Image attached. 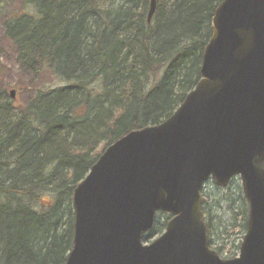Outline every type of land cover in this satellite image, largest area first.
Instances as JSON below:
<instances>
[{"label": "trees", "instance_id": "16d2710c", "mask_svg": "<svg viewBox=\"0 0 264 264\" xmlns=\"http://www.w3.org/2000/svg\"><path fill=\"white\" fill-rule=\"evenodd\" d=\"M28 1L5 35L21 61L60 81L37 87L29 103L0 81V264H66L75 187L104 147L184 101L222 0H156L150 20L151 0ZM158 215L146 240L168 223Z\"/></svg>", "mask_w": 264, "mask_h": 264}, {"label": "water", "instance_id": "95a60500", "mask_svg": "<svg viewBox=\"0 0 264 264\" xmlns=\"http://www.w3.org/2000/svg\"><path fill=\"white\" fill-rule=\"evenodd\" d=\"M215 10L201 78L184 101L104 147L75 187L66 264H264V0H222ZM236 175L246 233L239 254L223 257L210 246L203 186ZM160 211L166 228L146 240Z\"/></svg>", "mask_w": 264, "mask_h": 264}, {"label": "rangeland", "instance_id": "374dc122", "mask_svg": "<svg viewBox=\"0 0 264 264\" xmlns=\"http://www.w3.org/2000/svg\"><path fill=\"white\" fill-rule=\"evenodd\" d=\"M31 9L28 0H0V81L11 89H20L16 96L24 103H29L35 96V90L41 86H52L59 83V78L47 70L37 73L29 64L24 63L13 51L6 33V22L16 15ZM203 196L208 199L213 209L212 223L214 234L211 247L218 250L221 246L224 251L218 250L223 257H235L239 254L241 240L246 233L241 226L247 222L248 204L243 194V186L240 175L233 177L227 186H219L215 180L210 178L203 186ZM247 208L246 217H244ZM168 215L159 212V220H165ZM164 230V229H163ZM161 232L158 234V236ZM156 236L155 238H157ZM153 238V239H155ZM236 244L233 246L232 239ZM233 247V248H232Z\"/></svg>", "mask_w": 264, "mask_h": 264}]
</instances>
